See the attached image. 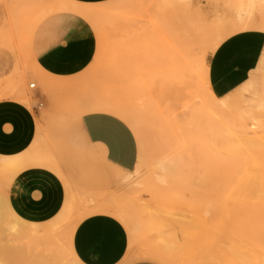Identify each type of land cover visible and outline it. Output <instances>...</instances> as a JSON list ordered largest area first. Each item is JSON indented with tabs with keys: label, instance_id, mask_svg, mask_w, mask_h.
<instances>
[{
	"label": "rangeland",
	"instance_id": "1",
	"mask_svg": "<svg viewBox=\"0 0 264 264\" xmlns=\"http://www.w3.org/2000/svg\"><path fill=\"white\" fill-rule=\"evenodd\" d=\"M245 1L0 0V64L14 61L7 80L0 78V98L14 87L39 107L44 144L52 148L39 147L38 158L85 114L74 103L105 97L134 109L142 125L141 133L133 129V172L118 174L114 188L96 196L99 203H80L75 194L69 209L39 223L15 219L6 191L17 169L0 170V264H78L67 227L100 204L137 213L132 227L121 220L130 236L126 262L165 264L151 256L162 247L175 264L264 258V51L243 97L227 111L205 110L213 102L204 68L213 33L246 16ZM253 15L264 19V3ZM186 23L206 36L181 77L172 60ZM10 221L22 229L11 231ZM40 229L53 234L44 245L31 238ZM238 241L245 249L239 258Z\"/></svg>",
	"mask_w": 264,
	"mask_h": 264
},
{
	"label": "crops",
	"instance_id": "2",
	"mask_svg": "<svg viewBox=\"0 0 264 264\" xmlns=\"http://www.w3.org/2000/svg\"><path fill=\"white\" fill-rule=\"evenodd\" d=\"M76 1L93 4L109 0ZM263 51L261 30L239 32L223 41L208 60L214 93L224 96L249 79ZM13 66V60L2 58V82L7 80ZM63 129L56 148L38 158L39 147L44 151L47 146L52 148L44 144L39 107L13 96L0 98V158L18 159L16 176L6 191L17 221L39 223L69 209L75 194L97 196L111 191L116 176L132 171L137 165V137L113 113L86 112L77 124L67 123ZM129 247L127 227L108 212L85 215L73 232L72 248L81 264H153L126 262Z\"/></svg>",
	"mask_w": 264,
	"mask_h": 264
},
{
	"label": "bare ground",
	"instance_id": "3",
	"mask_svg": "<svg viewBox=\"0 0 264 264\" xmlns=\"http://www.w3.org/2000/svg\"><path fill=\"white\" fill-rule=\"evenodd\" d=\"M262 3H264V0H246L245 1L246 16L239 15L237 22L233 23L230 27L224 30H218L217 32L215 31L213 33V37H212L213 39H212L211 46H210L212 52H214L222 44V42L225 41L228 37L236 33L248 31V30L264 31V19H258L257 17L253 15V11ZM189 26L190 25H187V23L183 24L178 30L177 35L175 36V39L177 42L175 52L177 56L175 60H172V64L175 65V67L179 69L180 76L185 75L187 71L186 68L188 69V65H187L188 62L192 59V57H195L197 48L201 47V42L203 41V39H205L204 36H206L205 29L203 28L196 29L195 26L193 27H189ZM204 68H205V74H206L205 80L207 84L206 89H207L208 94L212 97V100H213L212 103H210L208 106L205 107V110L207 109L209 113H219V112L227 111L228 106L234 100L240 97H243V92L248 90L249 79H247L244 83H242L239 87H237L230 93L224 96H217L210 86V80H209V75H208L209 66L205 62H204ZM35 84L36 83L33 81L29 82L30 86H33ZM6 94L16 97L28 104L31 103V98L27 94H25L21 90L15 91L14 87L9 89V92H6ZM146 107H148V104L146 105ZM73 108L83 109V112L84 111L86 112L106 111V112L113 113L117 115L118 117H120L121 119H123L132 129L136 130L138 133L142 132V129H141L142 125L137 118L135 110L128 107L125 104L113 102L109 100L108 98H105V97L99 98L96 100L94 104H90V105L87 104L86 106H82V104L80 103H74ZM204 121H206V119H204ZM252 125L255 127V124H252ZM16 165H17L16 157L0 158V170L1 171L5 172L8 170H11ZM130 172H133V170ZM129 179L131 178H127V180ZM77 199L79 200L80 203L82 202L84 204L100 202V199H98L96 196L92 194H88V195L82 194V196H78ZM1 205L2 203H1V197H0V210L2 209ZM95 209L97 210V212L112 213L113 215L118 217L120 220H123L130 227L133 226L134 224L133 222H135V219H136L135 216L137 215V213L132 211L131 209L112 207V206H107L103 204L97 205ZM161 209L162 207H160V211ZM70 215H71V212L69 213V216ZM163 218L164 217L161 214L157 215V221H158L157 223L159 224V226H162ZM78 221L76 222L70 221L69 226L67 227L68 228L67 241H68L69 252H70L72 260L78 264H81L79 260L77 259L75 253L73 252V248H72L73 232L76 228ZM9 229L16 233V232H19L22 229V227H20L17 224V222L10 221ZM34 232L36 233L35 235L31 236V238L39 245H44L46 241L49 240V238H52V235H53L52 231H49V229H40V230H35ZM11 236H14V235H12L11 233ZM239 243L240 242L238 241V242H234L233 244L234 245L233 253H234V256H237V258H239L238 255H241L245 251L244 247L241 246ZM172 254L173 253H171L169 250L167 251L162 247L160 251L154 252L151 256L154 259L161 261L165 264H175L173 261ZM59 262H62V259H60ZM212 264H218L215 258L213 259ZM248 264H264V258L262 257L261 258L259 257L250 258V261H248Z\"/></svg>",
	"mask_w": 264,
	"mask_h": 264
},
{
	"label": "built area",
	"instance_id": "4",
	"mask_svg": "<svg viewBox=\"0 0 264 264\" xmlns=\"http://www.w3.org/2000/svg\"><path fill=\"white\" fill-rule=\"evenodd\" d=\"M35 85H33L32 87H34Z\"/></svg>",
	"mask_w": 264,
	"mask_h": 264
}]
</instances>
